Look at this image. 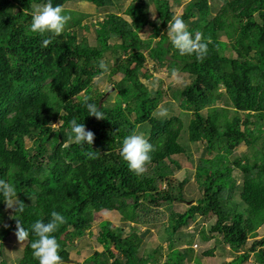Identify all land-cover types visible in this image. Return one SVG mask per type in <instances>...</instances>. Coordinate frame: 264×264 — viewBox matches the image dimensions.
Here are the masks:
<instances>
[{
  "label": "trees",
  "instance_id": "obj_1",
  "mask_svg": "<svg viewBox=\"0 0 264 264\" xmlns=\"http://www.w3.org/2000/svg\"><path fill=\"white\" fill-rule=\"evenodd\" d=\"M81 1L96 9L113 6V0H53V5L64 8ZM218 1L219 7L208 0H187L180 17L189 21L193 37L200 33L208 45L207 54L197 59L181 56L164 32L174 17L168 0H133L123 11L128 20L106 14L96 23L94 46L74 30L83 25L82 14L67 13L77 16L60 36H39L29 26L33 11L46 0H0V178L15 185L26 205L25 228L37 220L47 222L53 211L65 216L66 223L54 234L62 264L77 261L69 248L92 234L94 215L112 212L127 223L129 232L110 228L108 220L99 223L95 240L101 250L86 262L183 264L197 237L202 242L216 239L220 249L239 254L224 264H245L251 253L260 255L258 262L264 264V0ZM147 27L156 38L154 47L142 43L140 33ZM45 38L51 39L47 47L42 46ZM106 54L119 57L113 60L111 75L123 74L111 105L104 102L106 92L92 87ZM146 55L155 67L176 68L190 78L178 94L177 109L160 104V95L150 97L133 70L144 66ZM85 97L102 107L104 120L88 116ZM161 108L168 109L167 116L159 115ZM184 118L188 141L202 151L194 169L200 198L174 211L170 207L175 203H185L182 192L175 193L171 186L175 171L181 169L176 157L185 153L179 141ZM72 119L94 133L92 145L69 142ZM137 130L154 145L141 175L130 171L121 156L124 138ZM26 142L37 148H27ZM242 147L246 152L231 161ZM156 203L169 206L164 228L168 253L162 262L161 248L140 251L142 235L137 232L157 221ZM5 215L0 198V256L6 238L17 231L15 213L3 225ZM197 217L215 219L209 234L199 227ZM34 239L26 240L16 264H38L31 249Z\"/></svg>",
  "mask_w": 264,
  "mask_h": 264
},
{
  "label": "rangeland",
  "instance_id": "obj_2",
  "mask_svg": "<svg viewBox=\"0 0 264 264\" xmlns=\"http://www.w3.org/2000/svg\"><path fill=\"white\" fill-rule=\"evenodd\" d=\"M133 0H113V6H109L105 9H96L94 5L89 4L85 1H81L80 4L75 2V4H72L74 2L68 3L63 9L64 12H77L79 14H82L85 18L83 20V25L81 27L76 26L75 32L78 35L79 39H86L89 45L94 46L96 43L95 39V29L97 27L98 22L102 21L104 19L106 14L109 13H115L118 14V16L123 17L125 20H128L127 17L123 15V11L128 7V5ZM172 9V12L174 13V16L181 17L183 9L185 7V4L187 3V0H168ZM209 4L211 6H217L219 7L221 5V2L218 0H208ZM117 10V8H119ZM72 19H75L77 16L76 14H70ZM152 21H155V18H152ZM189 22V21H188ZM188 22L185 21L187 27L189 28ZM70 23V22H69ZM68 23V26H69ZM84 27V28H83ZM165 30L164 32H166ZM167 35V32H166ZM140 37L142 40V43L147 44L146 47H154L156 38L153 35V31L151 27L145 28L141 33ZM221 40H225L224 38H221ZM116 44V43H114ZM119 59L118 56H113L112 54H106L104 59L101 63L105 64L107 66L108 71L103 76L102 80H97V77L94 78L92 81V87L93 89L99 91V92H106V97L104 98V102H106L108 105L113 104L115 101L116 91L114 90L115 84L118 83L123 79L122 73H117L111 75V70L114 67L113 60ZM142 84H144L148 91L150 97L156 98L160 95V104L164 103H171L175 108L179 106V99L178 94L181 91L182 88H184L186 85H188L191 81L188 76L185 74H182L178 72L175 69H167L165 67L161 68L159 66H154L152 61L149 60V58L146 55V61L144 63V66L141 68H134L133 69ZM221 89H218L217 93H220ZM220 104L221 101H220ZM53 127L57 126V124H52ZM187 125L188 120L184 118V124H183V132L181 134L180 143L184 148L185 153L177 156L176 160L181 165L180 170H176L174 173V177L172 179V187L175 193L178 194V192H182L183 200L185 203H175L170 208L175 210H182L186 204V206L195 205V202L200 198L199 189H197V186L194 182V169L198 163V160L201 157L202 151L197 146H194L193 144H190L188 141L187 136ZM136 133H143L140 130H137ZM144 135V134H143ZM26 147H31L32 149H36L37 146L35 144H30L29 142H26ZM200 147H202L200 145ZM262 151L264 152V143L262 144ZM48 148V147H47ZM246 152V149L239 148L237 149L230 157L229 159L231 161L241 157L243 153ZM206 158V156L204 157ZM45 157H42V161H45ZM236 179V186L240 187L241 184V176L237 172V176H235ZM183 180H186L185 184H183L182 188L180 189L179 184L182 183ZM165 188L164 184L159 185L160 191H163ZM237 192L240 191L237 189ZM238 197V194L236 195V198ZM156 210H159L155 216L157 218V221L153 222V224L148 226H141L139 230L137 231L140 236L142 235V241L140 246V251H142L143 254H146L148 252H152L157 250V248H161L163 252V256L161 259V262L164 260V256L168 253L167 251V242L165 240L166 233H165V226L167 223V216L169 214L168 212V205H160L159 203H156ZM12 209H8L6 206V221L3 223L5 225L10 221L12 214ZM151 217V216H150ZM94 221L91 224V228L89 231L92 233L89 236H86L84 240H81L79 242L78 240L75 241V243L70 246L69 251L71 255L75 259H77L76 262L72 261L67 264H92L90 262H86L87 258L94 252V251H100V247L98 246L95 238L98 235L99 232V223H101L104 220L109 221V227L110 228H117L122 227L125 230V233L127 234L129 232V226H127V223H124L120 220V215L116 212L109 213V215H104L103 213L95 214L93 217ZM215 219H206L203 220L202 217H197V224L199 227H203L205 229L206 234H209V230L211 229V226L213 225ZM133 226V225H130ZM193 227V224L191 227H189L191 230ZM261 235L264 236V229L261 230ZM219 239V238H218ZM219 241V240H218ZM253 240H249L247 243L246 248H249L251 246ZM26 244L25 241H20L16 235L11 233L6 240L4 241L5 248L2 250V256H0V262L5 261L7 264H16L18 260L22 257L23 254V247ZM218 242L216 239L210 240L208 242H202L199 240V238L194 239V243L192 244V250L191 254L189 256L188 260H185L183 264H196L195 258L199 259V264H224L231 262L234 258L237 257L239 254L232 253L227 247L225 248H219ZM186 246L183 245V247H180L184 249ZM214 250L213 256L210 257H204L202 256L204 252L209 250ZM112 253L116 255V251L111 248ZM114 251V252H113ZM77 252L78 255H75ZM242 253H240L241 255ZM260 255L257 253L249 254V258L245 264H259L258 258ZM95 264H100L101 260L93 261ZM108 264H111L110 262Z\"/></svg>",
  "mask_w": 264,
  "mask_h": 264
},
{
  "label": "clouds",
  "instance_id": "obj_3",
  "mask_svg": "<svg viewBox=\"0 0 264 264\" xmlns=\"http://www.w3.org/2000/svg\"><path fill=\"white\" fill-rule=\"evenodd\" d=\"M70 20L71 16L64 12L62 5L57 4L54 6L53 0H46V3L37 6L33 11L29 30L39 36L58 37L65 31ZM167 36L172 46L178 50L181 56L195 55L197 59H202L207 54L208 45L204 42L202 35L197 33L193 37L186 23L180 17L174 16L168 21ZM50 43L51 39L45 38L42 41V46L47 47ZM100 68L102 71L97 76V80H102L108 71L107 66L103 63L100 64ZM87 101L88 98L85 97L88 116H93L97 120H104L105 114L102 107ZM159 115L161 117L167 116L168 109L161 108ZM70 125V143H75L81 147L85 144H93L94 133L86 130L84 123H78L76 119H72ZM153 150L154 145L145 138L143 133H133L124 138L121 156L130 171L136 175H141L151 162ZM18 193L13 183L0 178V198L3 199V203L6 204L7 208L12 209L15 213L12 218L16 220V236L20 241L28 240L30 236L35 237L31 242V249L32 255L38 261V264H62L60 245L54 234L66 223L65 216L53 211L47 222L37 220L30 226V229L25 228L22 220L26 205L18 198Z\"/></svg>",
  "mask_w": 264,
  "mask_h": 264
}]
</instances>
